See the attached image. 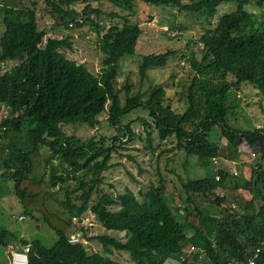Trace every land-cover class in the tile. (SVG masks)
I'll list each match as a JSON object with an SVG mask.
<instances>
[{
	"label": "trees",
	"instance_id": "trees-1",
	"mask_svg": "<svg viewBox=\"0 0 264 264\" xmlns=\"http://www.w3.org/2000/svg\"><path fill=\"white\" fill-rule=\"evenodd\" d=\"M44 1L51 7L55 27L69 29L90 22L102 57L95 74L64 55L62 50L70 48L67 36L44 41L46 31L38 29L33 9L0 5V106L7 110L0 118V183L9 182L24 213L56 235L51 246L40 240L30 243L29 264H123L107 255L114 250L125 252L126 264H166L171 259L187 264L188 255L205 264H264V125L242 129L230 121L240 107L235 93L242 86H251L264 99V0H102L113 8L107 12L88 2L77 11L70 7L75 0ZM138 3L150 9L173 8L174 16L188 13L200 21L199 46L191 56L183 55L189 67L177 97L166 96L162 87L146 99L141 90L129 93V85L116 88L119 61L135 53L142 34L139 21L131 20ZM223 5L233 8L221 12ZM103 16L110 19L109 26ZM169 27L171 34H181ZM173 53L141 55L140 79L149 69L164 66ZM174 101L178 105L173 106ZM258 105L264 109L261 99ZM138 108L152 119L160 140L155 146L150 131L142 138L130 122H122ZM141 120L145 128L152 127ZM76 124L110 133L84 139L70 131ZM214 128L220 130L224 145L211 138ZM170 136L175 140L171 146L165 143ZM133 139L143 141L147 150L161 148L159 154L182 151L185 161L201 167L204 174L185 180L177 175L179 186L171 182V194L160 178L140 191V198L125 187L116 195L101 193L92 200L105 180L102 172L117 164L112 162L114 154ZM243 141L258 152L246 165L247 176L238 179L216 161L237 159ZM42 148L50 156L44 158L49 163L47 174L40 175ZM125 155L136 161L134 155ZM71 179L77 182L72 190L65 187ZM228 182L243 189L244 196L249 194L248 199L235 198L236 207L229 208L228 198L216 193ZM57 184L58 189L65 188L63 197L57 195ZM88 212L103 234H87L83 217ZM76 230L85 242H68ZM94 239L105 242L102 250L91 247ZM13 240L26 244L0 228V245L6 247ZM187 245L191 249L185 252Z\"/></svg>",
	"mask_w": 264,
	"mask_h": 264
},
{
	"label": "rangeland",
	"instance_id": "rangeland-1",
	"mask_svg": "<svg viewBox=\"0 0 264 264\" xmlns=\"http://www.w3.org/2000/svg\"><path fill=\"white\" fill-rule=\"evenodd\" d=\"M90 3L93 7H100L103 11H109L113 9L110 4L102 0H75L70 7L77 11H81L86 3ZM1 6L7 7H22L33 9L36 13V23L38 29H44L47 37L63 38L67 36L70 48L62 50L64 55L70 59L75 60L78 63H84L86 67L93 73H98L101 68L102 53L98 47V36L94 29V26L90 22H86L82 26H70L69 29L63 27L54 26V18L50 15L51 7L44 0H0ZM136 15L131 17L132 21H139L142 27V34L139 36L137 45L135 47V53L130 56H125L119 61V74L116 77V88H122L125 85H129V93L141 90L144 92L143 99H146L149 93L159 87L165 88V94L168 97H177L174 94L181 91V87L184 83V77L186 70L189 67L187 58L183 55L191 56L192 50L196 52L199 44L198 37L202 32L200 21L191 17L188 13H176L173 8H148L146 4H137ZM233 7L231 5H223L219 9L220 11H228ZM120 11L118 9H114ZM123 13V12H121ZM126 13V12H125ZM91 17L95 19L94 14ZM103 22L109 26L110 19L108 17H102ZM116 22V21H115ZM120 24V22H118ZM178 23H181L184 28L180 29ZM170 25L174 28L180 29L181 34L177 31H173L176 35L171 34ZM3 31L2 14L0 13V35ZM165 50L173 51V55L167 58V63L162 67L151 68L147 71L146 77L142 80L138 74V60L141 55L148 53L164 52ZM182 55V56H181ZM200 58V56H199ZM3 65V64H2ZM11 63L4 64L2 68H9ZM1 67V66H0ZM120 94L121 102H124L125 91L122 89ZM235 96L240 99L236 114L231 116V123L233 127L242 129L259 127L264 125V109L258 105V101L261 96H256V90L251 86H242L241 90H237ZM175 100V99H174ZM173 106L178 105L177 101L172 103ZM7 114V110L0 106V118ZM104 117V116H103ZM144 119L152 125L151 128H145L142 123ZM122 122L131 123L132 129L145 137L146 131L152 136V145L155 146L160 140L157 136V131L153 128L152 119L148 115V111L138 108L132 110L129 114L122 118ZM76 135L81 138H88L92 134H98L101 132L110 133L105 131L104 128L95 130L86 125L76 124L70 129ZM211 138L218 142L221 146L226 142L220 134L218 128H214L211 132ZM174 137L170 136L165 143L171 146L170 142H173ZM168 147V145H167ZM161 148H155V151L147 150L143 147V141L140 139H133L131 141H125L124 147L119 149V155L114 154L112 162L117 163L114 167L103 171L102 175L105 180L98 185V190L91 197L92 200H96V196L101 193H111L116 195L117 192L123 191L125 187L135 192L137 197L140 198V191L146 189L149 184H157L161 178L165 185V191L169 194L172 193L173 185L179 186L177 175H180L183 180L187 178H198L203 175V169L199 166L186 162L183 152L174 151L160 152ZM255 148L249 146L247 142L243 141L238 146L239 157L237 159L228 160L218 158L216 164L219 168L226 170L231 176L242 178L248 171V166L253 156L258 152ZM42 160V166H40L39 174L44 171L47 174L49 169V163L44 160L49 155L48 149H40ZM132 154L135 156L136 161L132 162L125 154ZM56 163V160H53ZM141 169V171H139ZM89 176L86 178L88 179ZM173 183V185L171 184ZM111 185V186H110ZM59 184L55 186L58 189ZM231 182L227 183L225 189L218 188L216 193L222 196H226L229 200L230 207L235 206V198L247 200L248 195L244 196L243 189L231 187ZM65 187L72 190L77 187V182L71 179L67 182ZM64 189H58V197H63ZM245 192V191H244ZM80 191L75 192L71 197L79 194ZM234 202H232L233 200ZM203 203V202H201ZM23 214L25 217L22 220L17 218L18 215ZM83 222H87L89 226L87 234L96 236L104 233V230L100 223L94 218L91 213H87L83 217ZM0 228H5L10 231L14 236L19 239H23L27 242L40 240L46 246H51L55 239V233L48 228V226L42 221L35 220L32 217L24 213L18 199L13 194L12 185L7 183H0ZM109 234L113 231L106 230ZM91 247L95 250H102L103 242L101 239H94L89 242ZM188 247V248H187ZM185 252L190 250V245H187ZM190 247V248H189ZM102 252V251H101ZM108 256L116 259L123 264L128 263V258L125 252H119L114 250L112 254ZM187 264H205L201 259L195 261L192 260V256L188 255ZM6 259H0V264H5ZM166 264H184L178 259H172Z\"/></svg>",
	"mask_w": 264,
	"mask_h": 264
},
{
	"label": "built area",
	"instance_id": "built-area-1",
	"mask_svg": "<svg viewBox=\"0 0 264 264\" xmlns=\"http://www.w3.org/2000/svg\"><path fill=\"white\" fill-rule=\"evenodd\" d=\"M24 215H18L17 218L19 220L24 219ZM80 241H84L83 236L79 230H76L71 233V235L68 238L69 243H77ZM31 245L25 244L22 245L20 248H10L9 250V259L7 264H29L28 254L30 252ZM250 264H253L252 261L249 262Z\"/></svg>",
	"mask_w": 264,
	"mask_h": 264
},
{
	"label": "crops",
	"instance_id": "crops-1",
	"mask_svg": "<svg viewBox=\"0 0 264 264\" xmlns=\"http://www.w3.org/2000/svg\"><path fill=\"white\" fill-rule=\"evenodd\" d=\"M203 174H204V172H203ZM244 177H246L247 176V174H245V175H243ZM23 215V214H22ZM31 242H27L26 241V244H30ZM22 245H24V244H22V243H19L18 242V240L17 241H15V240H13V241H11V242H9V244L6 246V247H4L5 248V257H3V258H0V259H6V261H5V264H7L8 263V259H9V250H10V248H14V247H16V248H20ZM0 246H2V245H0ZM172 260V259H171ZM170 260V261H171Z\"/></svg>",
	"mask_w": 264,
	"mask_h": 264
},
{
	"label": "water",
	"instance_id": "water-1",
	"mask_svg": "<svg viewBox=\"0 0 264 264\" xmlns=\"http://www.w3.org/2000/svg\"><path fill=\"white\" fill-rule=\"evenodd\" d=\"M5 257V248L3 246H0V258Z\"/></svg>",
	"mask_w": 264,
	"mask_h": 264
}]
</instances>
